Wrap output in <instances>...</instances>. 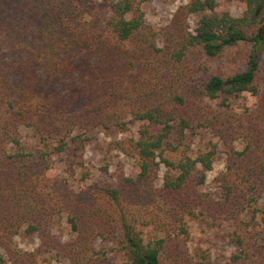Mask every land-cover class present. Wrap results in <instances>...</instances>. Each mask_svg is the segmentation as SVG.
<instances>
[{
    "label": "trees",
    "instance_id": "obj_1",
    "mask_svg": "<svg viewBox=\"0 0 264 264\" xmlns=\"http://www.w3.org/2000/svg\"><path fill=\"white\" fill-rule=\"evenodd\" d=\"M150 1L0 0V264H218L192 220L230 226L225 264H264V0H189L162 27ZM136 122L110 145L137 171L89 183L88 146ZM201 131L225 156L209 190Z\"/></svg>",
    "mask_w": 264,
    "mask_h": 264
},
{
    "label": "rangeland",
    "instance_id": "obj_2",
    "mask_svg": "<svg viewBox=\"0 0 264 264\" xmlns=\"http://www.w3.org/2000/svg\"><path fill=\"white\" fill-rule=\"evenodd\" d=\"M189 0H151L144 6L145 17L148 23L162 27L166 25L177 7ZM243 4L236 0H219L216 5V12L228 11L234 16H239L243 11ZM6 51V48H3ZM256 102L255 97L248 93L241 94L238 98L232 100L233 106L240 110L246 106H252ZM140 122L132 127L130 132L120 133L117 131L99 132L98 139L91 143L85 153L87 159V170L91 171V179L89 183H103L111 180L115 174H118L123 168L125 173L130 174L137 171V165L133 158H129L111 146V142L129 136L137 135ZM214 141L218 144V156L214 164L213 170L207 173V183L203 187L204 190H209L212 187L213 178L224 169L225 156L223 153V146L221 141L214 137L208 131H201L195 135L193 140V149L198 151L202 149L206 142ZM237 144V147H241ZM102 166H107L108 174H104L101 170ZM62 165L57 163L58 173L62 174ZM163 168L161 175L164 173ZM84 196H89L84 193ZM230 230V226L225 223L219 226H211L200 220L191 221V241L190 248H202L211 254L212 259L218 264H225L234 251V246L224 235ZM55 232L58 237L65 240L69 237L68 226L64 223L62 229H57ZM18 245L23 249L32 250L37 244L36 238H27L23 235L16 238ZM51 264H67L66 261L53 258Z\"/></svg>",
    "mask_w": 264,
    "mask_h": 264
}]
</instances>
